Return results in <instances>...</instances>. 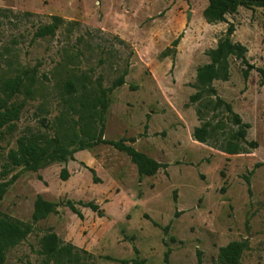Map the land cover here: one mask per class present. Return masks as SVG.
Masks as SVG:
<instances>
[{
    "label": "rangeland",
    "instance_id": "rangeland-1",
    "mask_svg": "<svg viewBox=\"0 0 264 264\" xmlns=\"http://www.w3.org/2000/svg\"><path fill=\"white\" fill-rule=\"evenodd\" d=\"M207 5L0 0V95L17 81L11 102H24L15 127L0 126V174L21 136L78 130L79 115L64 87L68 80L79 95L83 83L92 94L126 71L125 83L110 95L104 137L133 138L128 144L167 164L141 177L127 153L100 144L77 152L75 160L0 175L2 181L18 174L0 213L33 224L31 234L9 249L6 264H55L41 253L42 238L51 231L63 244L90 252V258L82 252L85 264L136 257L146 264H199V252L202 264H219L220 248L233 241L247 242L240 264H264V10L241 7L228 22L210 24L203 15ZM54 16L63 19L55 35L36 37ZM230 23L233 40L248 48L247 61L231 56L229 79L211 87L250 124L246 141H235L246 151L234 155L221 149L239 129L227 107L214 109L208 103L214 95L192 100L197 70L210 62L208 51ZM31 76L35 84L28 94ZM204 123L211 131L207 143L193 137ZM64 167L68 180L61 178ZM39 195L57 203L58 212L34 222Z\"/></svg>",
    "mask_w": 264,
    "mask_h": 264
},
{
    "label": "trees",
    "instance_id": "trees-1",
    "mask_svg": "<svg viewBox=\"0 0 264 264\" xmlns=\"http://www.w3.org/2000/svg\"><path fill=\"white\" fill-rule=\"evenodd\" d=\"M241 7L248 9L259 7L264 10V0H208V5L204 9L203 15L210 24L228 22L227 16L236 13ZM62 23L63 19L61 17L54 16V21L41 26L35 35L40 38L53 36ZM235 30V25L230 23L226 34L219 40L217 47L208 51L210 62L198 68L196 83L198 92L192 96V100L197 101L202 99L205 94L207 96L214 95L216 99L211 98L208 101L214 109H218L221 106L227 107L234 123L239 126L238 131L221 146L224 152L231 155L246 151L235 141L237 139L246 141L250 124L243 122L239 114L235 113L232 106L218 96L217 90L212 88L211 85L215 80L229 79V58L231 56L242 58L245 62L247 61L246 54L248 48L240 42H235L232 38ZM248 73V69L245 70V75ZM127 74V71L124 72L110 87L105 88L100 86L92 94L89 93L86 83H83V90L79 95L75 81L68 80L64 87L70 95L68 99L69 105L79 115L75 119V125L79 127L78 130L74 129L72 132L60 130L55 136H48L41 133L21 136L18 140V147L9 151L8 162L0 175L6 177L17 167H22L28 171H38L54 163L75 160V154L77 152L100 144L111 145L119 151L127 153L137 165L141 177L153 176L161 168H166L167 164L159 162L147 153L139 151L132 144H128V141L134 142L135 139L121 138L119 140H109L104 137L106 113L111 101L110 95L116 88L125 83ZM31 80L30 84L25 86L28 94H31L32 87L35 84V78L33 76H31ZM17 87V81H11L4 90L5 95H0V126L8 125L9 127H15V121L20 117L24 102H11ZM74 100L75 102L78 101V106L75 105ZM193 137L201 143L209 142L211 131L209 130L208 124L204 123L196 127ZM250 144L253 147L257 145L256 142H250ZM17 177L18 174H15L11 179L0 181V201L4 198ZM69 177V170L64 167L61 171V178L68 180ZM68 205L76 214L83 217L82 213L72 202H69ZM87 206L93 209H99L93 203H88ZM57 207V203L48 201L39 195L35 201L33 221L37 222L45 219L52 213H57ZM32 231V223L15 220L0 213V264H6L9 249L25 240ZM41 242V253L46 256L47 262L54 261L55 264H85V262H82V252L86 254L87 258L93 257L90 252L82 250L74 244H63L58 234L53 231L45 234ZM246 249L247 242L245 241H233L221 247L218 254L219 264H240L241 257ZM118 261L123 264H146V260L140 257ZM167 262L168 255L166 256ZM91 264L97 263L91 262ZM199 264H202L201 252H199Z\"/></svg>",
    "mask_w": 264,
    "mask_h": 264
}]
</instances>
